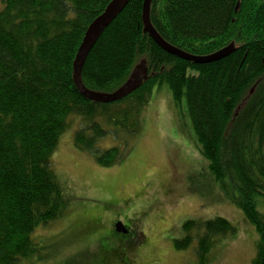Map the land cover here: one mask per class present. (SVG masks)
Wrapping results in <instances>:
<instances>
[{
  "label": "trees",
  "instance_id": "1",
  "mask_svg": "<svg viewBox=\"0 0 264 264\" xmlns=\"http://www.w3.org/2000/svg\"><path fill=\"white\" fill-rule=\"evenodd\" d=\"M110 1L0 0V264L38 260L34 229L57 219L71 199L50 158L72 117L84 122L74 136L75 148L110 167L126 149L96 152L97 141L109 130L127 139L137 135L138 113L161 84L176 103L185 97L212 179L258 232L251 263L264 264V217L255 209V198H264V5L260 0H151L149 20L166 43L200 57L233 46L223 59L197 65L157 46L143 31L144 1L130 0L88 53L82 84L113 93L140 63L148 77L125 99L101 104L79 94L72 64L89 24ZM88 225L103 236L97 244L105 245L101 224ZM234 230L221 217L187 220L183 238L172 245L176 251L193 247L197 264H210L218 240ZM102 250L103 257L118 255L115 249Z\"/></svg>",
  "mask_w": 264,
  "mask_h": 264
},
{
  "label": "rangeland",
  "instance_id": "2",
  "mask_svg": "<svg viewBox=\"0 0 264 264\" xmlns=\"http://www.w3.org/2000/svg\"><path fill=\"white\" fill-rule=\"evenodd\" d=\"M136 119L139 131L131 139L109 130L97 141L96 152L126 149L118 163L103 167L93 153L75 148L74 136L84 122L72 117L50 158L71 199L57 219L34 229L31 239L40 258L21 264H197L193 247L176 251L173 240L183 238L187 220L202 223L219 217L235 230L218 240L209 263L252 264L258 232L212 179L197 148L185 97L176 103L161 84ZM255 199V209L264 217V198ZM91 216L108 237L102 247L95 227L84 224ZM116 220L138 231L131 249L113 235ZM105 247L119 254L103 257Z\"/></svg>",
  "mask_w": 264,
  "mask_h": 264
},
{
  "label": "water",
  "instance_id": "3",
  "mask_svg": "<svg viewBox=\"0 0 264 264\" xmlns=\"http://www.w3.org/2000/svg\"><path fill=\"white\" fill-rule=\"evenodd\" d=\"M130 0H111L109 4L104 8V11L96 17L92 23L89 24V27L86 29L84 33V37L78 46V50L75 54V59L72 64L73 73L72 79L74 87L78 90L79 94L85 100H89L94 103L108 104L113 102H118L120 100L125 99L131 93L137 91L143 81L147 79V69L143 63L138 64L137 67L133 69L127 81H125L118 90L113 93H100L93 92L85 87L82 84L81 72L82 67L85 63L88 53L94 47V43L98 40L104 30L110 25V23L115 20L117 15L125 8V6L129 3ZM142 6V23H143V31L148 34L151 40L159 46L165 53L170 54L178 59H182L189 63H194L197 65L212 63V61H217L223 59L230 55L233 52V46L229 45L227 47L222 48L215 53L207 56H194L189 55L182 50L175 48L174 46L166 43L160 37L158 33L154 30L150 20H149V7L151 0H143ZM260 2L264 5V0H260ZM115 233L124 235L127 233L126 227L122 225L121 222H117L114 224Z\"/></svg>",
  "mask_w": 264,
  "mask_h": 264
},
{
  "label": "flooded vegetation",
  "instance_id": "4",
  "mask_svg": "<svg viewBox=\"0 0 264 264\" xmlns=\"http://www.w3.org/2000/svg\"><path fill=\"white\" fill-rule=\"evenodd\" d=\"M97 218H95V217H91V219H90V217H88V218H85L84 219V223H86L87 222V224L88 223H92V222H95L96 224H97ZM120 220H116V221H114L113 222V224L111 225L112 226V230H113V235L115 234V235H117L118 237H120L121 238V242H122V244L125 246L126 245V247L128 246V245H130L131 246V243H132V240L133 239H135V237H136V234L138 233V231H136V230H134L133 229V227H132V225H130V224H125V223H123V222H121L122 223V225L123 226H125L126 227V230H127V233L126 234H124V235H120V234H116L115 233V226H114V224L115 223H117V222H119ZM99 223V222H98ZM105 235V234H104ZM97 238H98V241L99 240H101V239H103V236L102 235H99V232L97 233V236H96ZM146 246H147V244H146ZM129 248V247H128ZM130 249V248H129ZM127 252V251H126ZM119 254V253H118Z\"/></svg>",
  "mask_w": 264,
  "mask_h": 264
}]
</instances>
